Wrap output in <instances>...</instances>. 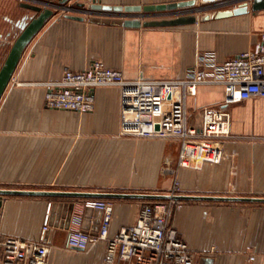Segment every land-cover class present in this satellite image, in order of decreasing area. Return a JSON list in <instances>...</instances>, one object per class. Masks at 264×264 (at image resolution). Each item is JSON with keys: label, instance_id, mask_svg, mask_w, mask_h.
<instances>
[{"label": "crops", "instance_id": "obj_1", "mask_svg": "<svg viewBox=\"0 0 264 264\" xmlns=\"http://www.w3.org/2000/svg\"><path fill=\"white\" fill-rule=\"evenodd\" d=\"M98 1L144 7L188 0ZM9 3L0 0V13ZM73 15L84 20L55 12L24 50L0 100V189L169 193L172 178L163 175V167L178 162L180 142L123 136L119 88H97L93 92L95 110L82 114L48 108L44 84L62 79L66 69L84 70L93 61L123 71L127 79L184 78L202 53L213 52L224 62L253 50L264 33V9L253 12L250 3V12L244 15L140 29L110 24L125 20L105 19L101 21L110 23L103 24L80 11ZM225 97L224 86H203L190 106L201 111L222 103ZM231 112L232 136L223 141L221 154L201 170H178L183 195L264 198V98L235 104ZM84 200H73L76 209L69 230L50 226L49 264H68L58 252L63 248L80 253L70 264H104V242L88 251L67 246L69 233L83 226ZM108 200L114 203L113 237L137 223L144 202ZM54 201L37 196L4 197L2 234L44 241V222ZM172 223L196 264H264V203L180 201Z\"/></svg>", "mask_w": 264, "mask_h": 264}, {"label": "built area", "instance_id": "obj_2", "mask_svg": "<svg viewBox=\"0 0 264 264\" xmlns=\"http://www.w3.org/2000/svg\"><path fill=\"white\" fill-rule=\"evenodd\" d=\"M235 4L223 0L206 7L217 12L221 8H237ZM94 6L95 2L91 1L77 11L99 20H107L103 15L118 20L127 17L123 13L102 14L101 9H95ZM69 8L63 7L61 11L67 15ZM186 9L135 16L163 20L169 18L160 16L177 18L191 14L192 10ZM44 85L47 88L45 101L48 108L82 114L95 110L93 92L97 88H119L121 134L145 139L178 140L181 150L177 169L167 165L164 172L175 175L181 168L201 170L210 159L214 160L221 154L223 141L232 136L231 106L254 98H264V33L261 42L253 50L224 62H219L213 52L200 54L196 65L189 69L184 78L127 79L123 71L109 68L101 61H93L84 70L66 69L62 79ZM216 85L225 87V100L220 104L204 106L200 123H194L191 99L198 95L201 87ZM171 193H181L177 177ZM177 203L176 200L144 202L137 223L122 228L111 237L113 201L85 199L84 208L103 211L98 235L82 229L72 230L67 246L88 251L104 242V264H196L194 254L172 223ZM51 207L52 203L49 204L44 222L45 232L50 229ZM50 252L51 245L45 240L4 236L0 228V264H49Z\"/></svg>", "mask_w": 264, "mask_h": 264}, {"label": "water", "instance_id": "obj_3", "mask_svg": "<svg viewBox=\"0 0 264 264\" xmlns=\"http://www.w3.org/2000/svg\"><path fill=\"white\" fill-rule=\"evenodd\" d=\"M69 0H60V3L65 4ZM95 2V9L112 10V11H173L178 9H186L197 5V0H188L175 2L170 4L149 5L144 7H124L104 5L98 0H89ZM223 0H202L203 4H215ZM229 4L242 2L240 6L232 10H221L212 13H206L201 18L197 16L198 12L207 10V7H200L193 9L191 14L182 15L177 18L163 19V20H150V21H101L94 19L93 22L103 24H116L123 25L128 28H167L179 27L185 25H193L198 23L199 20L209 21L213 18H227L232 16H239L248 14L250 12V3L253 12H258L264 9V0H227ZM84 6L85 4H79ZM24 7L30 11L35 12L36 16H29L30 23L23 27L22 32L15 40L11 51L0 68V100L5 94L7 88L10 86L14 74L19 66L22 55L26 47L30 44L33 38L44 28L47 22L54 16L55 12L52 8H41L34 4H26ZM61 8V7H59ZM63 8V7H62ZM67 17L75 20H84L81 16L66 15ZM6 196H37L56 199L52 203L50 213V226L69 230L71 228L74 211L76 209L75 199H140V200H176L180 201H217V202H245V203H264V198L257 197H235V196H197V195H183V194H161V193H90V192H76V191H53V190H11L0 189V207L3 205L4 197ZM71 200V201H65ZM103 211L94 210L93 208H85L82 230L89 232L93 235H98ZM95 217V224L91 225V219ZM52 230L46 232L44 240L52 243L51 233Z\"/></svg>", "mask_w": 264, "mask_h": 264}, {"label": "flooded vegetation", "instance_id": "obj_4", "mask_svg": "<svg viewBox=\"0 0 264 264\" xmlns=\"http://www.w3.org/2000/svg\"><path fill=\"white\" fill-rule=\"evenodd\" d=\"M9 2L5 4L4 11L0 13V68L6 61L23 27L31 22L29 16H36L35 12L28 11L24 5L34 4L41 8H52L54 12H60L62 7H70L67 15H73L75 11L83 9L87 4V0H76L75 2L69 0L65 4L60 3V0H9ZM83 3L84 6L79 5Z\"/></svg>", "mask_w": 264, "mask_h": 264}, {"label": "rangeland", "instance_id": "obj_5", "mask_svg": "<svg viewBox=\"0 0 264 264\" xmlns=\"http://www.w3.org/2000/svg\"><path fill=\"white\" fill-rule=\"evenodd\" d=\"M211 4H203V2H202V0H198V3H197V5L196 6H193V7H190V8H187L186 10H195V9H197V8H200V7H206V6H210ZM228 8H221L220 10H227ZM185 10V9H184ZM212 11L213 10H206V11H202V12H198L197 13V16H199V17H201V16H203L204 14H206V13H212ZM102 14H118V13H123V15L124 16H127V17H125L124 19H125V21H140V22H143V21H145V20H150L149 18L148 19H142V17H137V16H135V15H137V14H143V13H148V14H156V13H160V14H163V13H166V12H171V11H145V10H141V11H127V10H123V11H112V10H101L100 11ZM214 12V11H213ZM100 16V15H99ZM102 17H105V18H107V20L108 19H111V20H117L118 18H114V17H112V16H102ZM169 18V19H171V18H174V17H171V16H167V15H163V16H160V18ZM93 18H96V17H93ZM123 19V18H122ZM0 66H1V63H0ZM191 114H192V117H193V122L194 123H200V120H201V111L198 109H191ZM176 163H177V159L175 160V163H174V165L175 166H172L174 169H177V166H176ZM164 168H167V166L165 165L164 167H163V169ZM163 175L164 176H168V177H170V178H172V186H173V182H174V180L176 179V177H177V175H178V172H177V174H175V175H173V174H170V173H165L164 172V170H163ZM178 178V177H177ZM181 192H182V189H181ZM169 193H171V191L169 192ZM168 194V193H167ZM177 194H182V193H177ZM178 204V203H177ZM176 207V206H175ZM175 210V209H174ZM59 253H61L64 257H66V260L68 259V264H70L74 259H75V257L74 256H76L77 257V255L78 254H80V253H76V252H71V251H69V250H66V249H62V250H59L58 251ZM60 254V255H61ZM75 254H77V255H75ZM82 255H84V253H81ZM55 255V252H53V255H52V259H53V256ZM73 255V256H72Z\"/></svg>", "mask_w": 264, "mask_h": 264}, {"label": "trees", "instance_id": "obj_6", "mask_svg": "<svg viewBox=\"0 0 264 264\" xmlns=\"http://www.w3.org/2000/svg\"><path fill=\"white\" fill-rule=\"evenodd\" d=\"M108 200V199H107ZM141 201H143V202H152V201H150V200H141ZM161 201H165V200H161Z\"/></svg>", "mask_w": 264, "mask_h": 264}]
</instances>
